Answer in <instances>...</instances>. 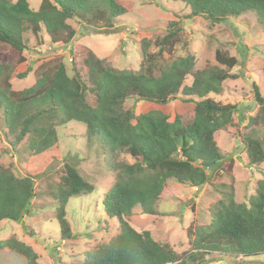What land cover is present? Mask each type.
Masks as SVG:
<instances>
[{
    "label": "trees",
    "instance_id": "obj_1",
    "mask_svg": "<svg viewBox=\"0 0 264 264\" xmlns=\"http://www.w3.org/2000/svg\"><path fill=\"white\" fill-rule=\"evenodd\" d=\"M174 1L189 7L188 18L202 16L213 24L254 11L264 28V0ZM125 13L117 0H42L38 10L31 8L29 0H0V42L18 53L16 62L0 64V110L13 144L28 137L29 150L44 153L58 143L59 127L82 123L88 142L100 146L115 173L102 202L106 216L118 221L119 233L87 251L80 264H207L213 255L220 260L264 255V178L258 180L248 203L235 200L232 185H221L224 197L213 206L211 223L189 229L191 249L182 254L170 243L156 240L151 231L136 230L126 219L138 206L145 214L158 215L169 181L200 187L221 167L224 154L216 134L234 124L238 106L211 95H221L227 80L241 77L234 70L245 68L244 61L217 49L218 65L196 70V57L177 20L168 24L163 36L141 40L142 62L137 71L115 68L87 50L82 60L87 78L78 71L70 75L65 62L54 58L39 66L31 87L12 89L13 78L26 76L17 66L26 61L28 31L36 36L45 31L52 46L64 47L77 33L69 20L112 29L114 19ZM177 47L184 55L176 54ZM189 76L192 83L185 85ZM253 92L263 110L264 97L256 83ZM180 96L196 106L173 121L161 110L135 114L134 107L126 108L128 99L163 104ZM246 143L251 164L260 165L264 161L261 142L250 138ZM64 168L51 193L57 200L61 239L69 240L73 231L67 219L68 201L90 195L96 186L73 165ZM35 189L34 176H18L0 163V221H21L30 212ZM4 248L25 264H40L39 254L15 234L0 240V251Z\"/></svg>",
    "mask_w": 264,
    "mask_h": 264
},
{
    "label": "rangeland",
    "instance_id": "obj_2",
    "mask_svg": "<svg viewBox=\"0 0 264 264\" xmlns=\"http://www.w3.org/2000/svg\"><path fill=\"white\" fill-rule=\"evenodd\" d=\"M117 1L125 7L126 13L114 19L112 29H95L77 20H69L77 33L67 46H52L45 31L37 36L28 31L25 35L27 49L23 53L26 61L17 66L18 72H26V76L13 78L12 89L21 91L31 87L36 82L39 66L54 58L65 62L70 75L78 71L87 78L82 65L87 50L115 68L137 71L142 62L141 40L163 36L168 24L177 20L183 27V40L190 44L196 57V70L218 65L217 49L228 51L239 61H244L245 68L237 66L234 70L241 77L227 80L221 95H211L221 103L238 106L234 124L216 134L217 144L224 154L221 167L212 172L210 181L200 187L169 181L158 215L145 214L138 206L133 215L126 218L136 230L151 231L156 240L170 243L182 254L191 249L189 229L211 223V210L224 197V189L219 188L221 185H232L235 200L248 203L256 193L258 180L264 178V161L258 166L252 165L246 143L247 139H256L264 149V109L260 110L253 92V83H256L264 97V28L254 11L213 24L202 16L188 18L190 9L181 1ZM29 2L33 10H38L42 0ZM176 54L184 55L181 47H177ZM17 59L18 53L0 42V64L16 62ZM192 80L189 76L185 85H190ZM87 99L93 102L90 95ZM195 106V102L184 101L181 96L163 104L126 101V108L134 107L135 114L157 109L167 114L170 121L177 115L185 116ZM13 141L0 110V163L10 167L18 176H34L37 194L30 212L21 221H0V240L17 235L39 254L40 264H80L87 251L119 233L118 221L106 216L102 202L115 182V173L108 168L100 146L95 141L88 142L84 124L70 122L59 127L58 143L40 154L29 150L28 137L18 145ZM65 164L73 165L96 186L88 196L69 199L66 212L73 231L69 240L61 239L56 220L57 200L51 193L65 174ZM209 258L211 261L207 264H264V255L226 257L224 260L214 255ZM0 264H25V261L4 248L0 251Z\"/></svg>",
    "mask_w": 264,
    "mask_h": 264
}]
</instances>
